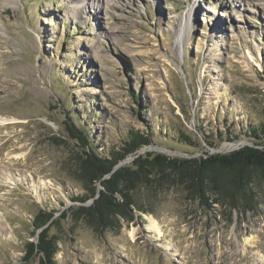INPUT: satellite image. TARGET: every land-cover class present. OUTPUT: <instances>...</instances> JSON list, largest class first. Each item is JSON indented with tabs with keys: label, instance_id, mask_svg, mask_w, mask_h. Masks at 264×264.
Here are the masks:
<instances>
[{
	"label": "rangeland",
	"instance_id": "obj_1",
	"mask_svg": "<svg viewBox=\"0 0 264 264\" xmlns=\"http://www.w3.org/2000/svg\"><path fill=\"white\" fill-rule=\"evenodd\" d=\"M69 118L105 157L130 131L150 135L138 153L168 158L251 144L264 121V0H0V264H38L24 258L43 229L55 264H264V171L223 178L205 205L192 172L155 169L135 182L141 210L98 223L80 210L93 198L74 199L91 186ZM37 214L51 216L36 229Z\"/></svg>",
	"mask_w": 264,
	"mask_h": 264
},
{
	"label": "trees",
	"instance_id": "obj_2",
	"mask_svg": "<svg viewBox=\"0 0 264 264\" xmlns=\"http://www.w3.org/2000/svg\"><path fill=\"white\" fill-rule=\"evenodd\" d=\"M138 101V96H135ZM64 129L68 136L81 146V166L83 169L85 186H91L86 195L75 197L77 201L93 198L92 204L85 213L103 223L111 216H131L133 209L138 208L134 200L133 191L138 177L142 182L150 181L149 174L155 169L168 167L175 172L178 181H182L186 172H192V188L196 197L205 205L208 196L219 192V184L223 178H229L236 185L250 182L255 171H264V121L248 130L246 136L254 138L251 144H245L238 149L226 153L206 154L196 159L168 158L165 154H138V150L151 143L150 135H143L138 131L129 132V140L122 152L105 157L99 155L90 145L86 132L75 125L69 118L64 122ZM179 138L189 140L190 137L179 134ZM137 155L130 163L113 169L123 159ZM194 164V166H192ZM102 189L98 190L95 184ZM214 202H217L214 197ZM140 209V208H138ZM141 210V209H140ZM50 214H37L33 219V226L37 229L44 226ZM55 247L47 230L39 233L37 241L28 243V251L24 261L34 255H39L38 264H55Z\"/></svg>",
	"mask_w": 264,
	"mask_h": 264
},
{
	"label": "bare ground",
	"instance_id": "obj_3",
	"mask_svg": "<svg viewBox=\"0 0 264 264\" xmlns=\"http://www.w3.org/2000/svg\"><path fill=\"white\" fill-rule=\"evenodd\" d=\"M78 2L79 0H75V2ZM257 47H258V43H257ZM255 52V55H257L258 53H257V51H254V49H253V53ZM251 56H252V54H251ZM247 57V56H246ZM248 58V57H247ZM250 59V58H249ZM244 62V61H243ZM247 63H248V61H247ZM0 123H1V125H3V124H6V123H3V119L2 120H0ZM233 146H234V144H230V145H228L227 147L225 146V148L226 149H232L233 148ZM147 221H148V229H152V230H154V231H156L158 234L161 232V229H160V227H159V225H158V222H157V220L153 217V216H151V215H149L148 217H147ZM134 231L132 230L131 232H130V235H132L133 236V233Z\"/></svg>",
	"mask_w": 264,
	"mask_h": 264
},
{
	"label": "water",
	"instance_id": "obj_4",
	"mask_svg": "<svg viewBox=\"0 0 264 264\" xmlns=\"http://www.w3.org/2000/svg\"><path fill=\"white\" fill-rule=\"evenodd\" d=\"M233 144L236 145L234 148H237L239 143L237 142V143H233ZM247 144H250V143H247ZM244 145H245V144H244ZM234 148H232V149H226V150H227V151H232V150H234ZM238 148H239V147H238ZM138 154H140V153H138ZM130 159H132V157H130V156L127 157V158H125V159H123L122 161L118 162V163L114 166L113 169H116V168L122 166V164H123L124 161H128V160H130Z\"/></svg>",
	"mask_w": 264,
	"mask_h": 264
}]
</instances>
